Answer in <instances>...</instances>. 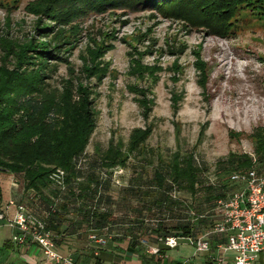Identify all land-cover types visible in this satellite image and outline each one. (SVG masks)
Returning <instances> with one entry per match:
<instances>
[{
    "label": "trees",
    "instance_id": "1",
    "mask_svg": "<svg viewBox=\"0 0 264 264\" xmlns=\"http://www.w3.org/2000/svg\"><path fill=\"white\" fill-rule=\"evenodd\" d=\"M48 3L54 7L49 8ZM31 7L33 13L45 15V21L57 23H63L66 12V25L76 21L68 19L70 14L80 18L130 7L182 17L186 16L180 13H187L188 19L204 27L208 35L222 39L234 34L235 16L243 9L264 22V0H38ZM38 30L41 34L19 43L0 66V174L21 179L22 193L35 198L42 207L35 215L47 231L56 232L61 216L72 209L78 228L85 230L129 226L128 230L154 243L166 236L195 238L209 231L216 220L214 201L236 189L229 183L228 174L245 169L264 171L262 127L247 136L250 154L229 152L216 161L212 180L208 168L190 152L175 150L163 160L146 148L152 131L149 126L132 130L125 145L109 140L103 151L95 148L85 163L81 158L96 118L90 92L72 78L63 83L66 88L56 96L48 94L46 80L55 72L56 63L64 61V51L58 50L62 42H53L56 35L51 26L36 28L35 33ZM259 59L264 62V56ZM134 69L152 75L140 64ZM139 91L141 98L135 100L147 117L150 108ZM176 111L173 107L172 112ZM238 136L228 132L230 138ZM118 168H128L130 176L118 196H113L109 193L111 172ZM56 169L64 174L62 187L49 178Z\"/></svg>",
    "mask_w": 264,
    "mask_h": 264
},
{
    "label": "rangeland",
    "instance_id": "2",
    "mask_svg": "<svg viewBox=\"0 0 264 264\" xmlns=\"http://www.w3.org/2000/svg\"><path fill=\"white\" fill-rule=\"evenodd\" d=\"M35 2L0 0V66L19 43L41 34L36 28L52 27L64 61L46 80L48 94L56 96L66 88L63 83L75 78L88 88L96 113L81 158L85 163L95 148L103 151L109 140L125 145L132 130L147 126L152 131L146 148L163 160L175 150L192 153L208 168L209 180L214 164L227 153H251L247 136L264 128L262 20L243 9L235 16L234 34L222 39L208 35L187 13H180L186 18L132 7L80 18L67 13L76 21L66 25V12L63 23L45 21V15L31 11ZM138 64L152 75L134 69ZM138 91L150 108L147 117L135 100L141 98ZM228 132L239 136L230 138ZM129 176L128 168L114 169L109 193L118 196Z\"/></svg>",
    "mask_w": 264,
    "mask_h": 264
},
{
    "label": "crops",
    "instance_id": "3",
    "mask_svg": "<svg viewBox=\"0 0 264 264\" xmlns=\"http://www.w3.org/2000/svg\"><path fill=\"white\" fill-rule=\"evenodd\" d=\"M34 200L35 198L22 193L19 177L0 174V209L6 215L13 212L12 206L4 209L8 201L24 204L26 210L33 215L40 214L42 207ZM72 212V209L66 210L55 229L56 232L50 231L55 251L68 258L72 264H212L209 254L215 253V243L222 240L214 235L206 237L210 253L194 252L185 238L177 239L175 247L167 248L161 243L142 239L138 233L128 230L129 226L110 225L95 230L78 228V218ZM12 232L4 221H0V264H54L45 258L34 243L24 246L12 244ZM203 233L200 232L195 237ZM91 234L102 238L103 244L97 245L89 240L88 236ZM150 247H155L157 253H150ZM231 257L230 252L222 254L224 263H228ZM251 264H264V258L258 257Z\"/></svg>",
    "mask_w": 264,
    "mask_h": 264
},
{
    "label": "built area",
    "instance_id": "4",
    "mask_svg": "<svg viewBox=\"0 0 264 264\" xmlns=\"http://www.w3.org/2000/svg\"><path fill=\"white\" fill-rule=\"evenodd\" d=\"M63 172L54 170L49 176L57 186L63 185ZM228 181L236 186L225 198L214 201L213 216L216 218L209 231L195 238H185L196 253H210L206 237L214 235L222 238L214 245L215 253H210L212 264H251L258 257L264 258V171L254 169L231 172ZM13 207L11 215L0 209V221L12 229L10 242L16 246L27 243L37 245L45 258L54 264H72L66 257L59 255L54 249L53 236L45 229L44 222L29 213L24 204L8 201L4 207ZM88 239L102 245V238L93 234ZM179 238L166 236L158 239L164 247L173 248ZM149 252L157 253L155 247ZM230 252L232 257L228 263L223 262L222 254ZM179 264H187L181 262Z\"/></svg>",
    "mask_w": 264,
    "mask_h": 264
}]
</instances>
